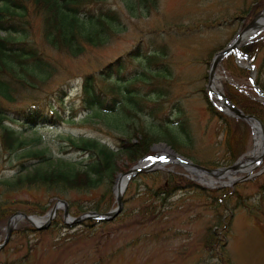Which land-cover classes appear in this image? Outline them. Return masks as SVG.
<instances>
[{
  "label": "rangeland",
  "instance_id": "obj_1",
  "mask_svg": "<svg viewBox=\"0 0 264 264\" xmlns=\"http://www.w3.org/2000/svg\"><path fill=\"white\" fill-rule=\"evenodd\" d=\"M105 2L119 12L121 27L117 34L110 37L104 45L86 47L76 56L59 54L47 48L54 66L50 77L44 82L36 83L35 89L22 90L15 101L7 104L10 108L22 106L31 101L29 98L27 101V97H24L29 95L38 99L40 105L46 101L50 109H58L63 114L64 120L54 125L43 124L30 128H24L15 120H5V123L12 126L21 138L29 140L36 137L37 141L9 152H1L0 179H12L20 168L17 162L25 158L23 156L27 147L44 148L50 161L42 162L40 165L47 167L49 163L54 165L58 157L82 162L86 159L85 154L79 150L73 149L61 153V148H68L65 144L67 136L92 137L110 147L116 145L118 141L116 134L120 133L121 129L117 130L113 126L106 125V119L98 112L94 110L85 112L80 107V84L86 72H95L106 60L132 47L139 38L147 49L156 51L158 59L164 62V73L151 76L162 82H168L165 83L166 87H163L166 92H162L160 97L154 92L149 93L151 100L149 103L161 104L168 116L181 112L188 121L190 135V142H186V137L175 128L186 145L176 150L166 142L165 138H160L149 145L150 155L159 153L158 146L166 144L165 146L168 145L167 147L176 154L213 168L227 165L217 163L221 162L224 145L228 141L232 143L233 148L239 145L244 148L234 160L248 156L253 149L251 124L219 110L220 99H216L212 94L208 97L224 118L220 120L216 116H209L203 94L206 93L207 70L211 56L238 32H242L241 28L251 18L264 12V0H157L155 8L149 11L141 5L133 4L130 0H105ZM244 9L249 11L245 13ZM262 32L264 27L238 46L252 43ZM263 51V48L259 50L260 56ZM233 59L236 64L243 67L247 66L241 64L250 62L247 54L246 57L233 56ZM140 66L143 67L144 64ZM249 69V75L254 78L253 66ZM215 74L217 76L215 81L223 92L221 82L229 77L225 76L220 61L215 68ZM15 85L12 83L10 86ZM58 85H63L65 89L61 100L55 98L56 94H60L59 91L52 93ZM140 86L141 90H146L145 86ZM258 98L264 100L259 94ZM172 102H176L179 109ZM71 108L76 109L75 115L70 117ZM144 109L146 107L140 109V120L141 117L148 118ZM124 126L126 127L125 124ZM223 128L225 131L222 130ZM151 169L179 172L181 176L206 188L237 186L246 202L250 204L256 203L259 197L256 193L257 184L264 183V156L261 157L260 163L253 169L250 177L237 179L225 185H221V182L227 180L223 177L215 178L217 181L207 184L198 178L197 173L175 161ZM151 169L144 171L149 172ZM257 170L259 172L254 174ZM124 171L117 172L110 179L108 192L112 199H107V209L115 204L113 188L118 173ZM141 171L143 170L137 172ZM242 175L246 173H237L238 177ZM163 182L162 178L153 181L144 178V183L151 187ZM1 184L0 200L6 202L5 205L10 213L14 210H38L42 204L46 207L44 212L38 214L35 211L32 214L39 218L45 217L43 214L57 198L48 197L42 190L24 187L6 189V185ZM138 188L139 186H132L127 189L125 185L122 196L124 191L129 195L122 202L118 214L110 221L94 223L90 228H84L83 224L78 222L65 223L62 219V207L57 208L52 217L59 222V226L53 227L44 237L32 232H19L18 229L25 222L31 226L27 220L20 218L0 247V264L16 259H19V262L10 264H264L263 214H249L240 206L234 208L229 230L225 237L220 236V242L225 238L224 245L221 248V244L220 246L217 244V250L214 248L208 252L202 245L204 228L215 220L212 209L208 203H205L207 198L197 197L193 192L181 194L177 190L172 195L173 202L170 205L161 206L155 202L149 211L142 212V207L150 202V198L143 195L141 186L140 189ZM102 190V187L89 192L71 190L68 196L77 198L81 201V205L89 207L106 197L107 192L103 197H97ZM89 210L94 209L87 208L83 212ZM88 218L93 219L87 217L82 220ZM216 230H219L218 226ZM4 234L5 220L0 222V242ZM31 245H34L33 249H30Z\"/></svg>",
  "mask_w": 264,
  "mask_h": 264
},
{
  "label": "trees",
  "instance_id": "obj_2",
  "mask_svg": "<svg viewBox=\"0 0 264 264\" xmlns=\"http://www.w3.org/2000/svg\"><path fill=\"white\" fill-rule=\"evenodd\" d=\"M130 1L137 6L141 5L146 11L155 8L157 3V0ZM248 11L249 9H244L245 13ZM119 23L118 10L105 0H0V154L2 151L9 152L37 141L36 137L29 140L21 138L5 120H15L24 128L43 124L54 125L64 120L58 109H50L46 101L40 105L38 99L29 95L24 97L31 101L22 106L10 108L7 105L15 101L22 90L35 89L36 83L44 82L50 77L54 66L47 48L59 54L76 56L86 47L102 46L107 43L110 37L120 30ZM239 48L247 54L249 63L254 68L255 84L264 89V51L261 56L259 54V50L264 49V32L252 43ZM233 56L234 54L229 51L220 59L223 72L229 77L222 80V90L243 112L254 114L264 125V100L258 98V93L249 80V68L236 64ZM142 63L143 67L140 66ZM164 69V62L158 59V53L147 49L139 38L132 47L106 60L95 72H86L80 84V107L85 112L89 110L98 112L106 119V125L121 129V132L116 134L118 139L116 145L110 147L92 137L67 136L65 144L68 148H61V153L79 150L85 154L86 159L82 162L58 157L54 165L49 163L47 167L40 165L42 162L50 161L44 148L27 147L23 156L25 158L17 162L20 165L17 173L11 180L0 179V184L6 185V189L33 188L42 190L48 197L64 198L71 215L81 213L87 208L96 211L107 210V199H112L108 192L110 179L117 172L124 171L135 159L148 154L151 143L165 138L166 142L177 150L186 145V142H190L188 121L181 112L168 116L161 104L149 103L150 92H154L157 97L166 92L163 87H166L165 83L168 82L152 77L164 73ZM149 77L152 78L148 79ZM12 83L16 85L10 86ZM140 85L145 86L146 90H141ZM54 90L52 93L60 92L55 98L61 100L62 93L65 92L63 85H58ZM203 97L209 116L223 119L224 115L214 108L206 93ZM172 103L179 109L176 102ZM145 107L144 112L148 118L141 117L140 120V109ZM75 109L71 108L70 117L75 115ZM175 128L186 137V142L182 141L180 133L176 132ZM222 130L225 131L224 128ZM243 150L242 145L233 148L232 143L227 141L221 162L215 163L229 164ZM29 159L31 160L28 161ZM144 178L152 181L162 178L164 182L151 187L144 183ZM132 186H139L138 189L141 186L143 195L150 198V202L142 207V212L149 211L155 202L161 206L170 205L173 202L172 195L177 190L181 194L193 192L197 197L207 198L205 203L212 209L215 220L204 228L202 245L208 252L214 248L217 250V244H221V248L224 245L225 238L220 242V236H226L233 209L237 206L243 207L249 214L264 215V183L257 184L256 193L259 197L256 203L252 204L246 202L237 186L206 188L176 171L151 169L149 172H135L129 177L126 188ZM98 187H102L103 190L97 197H103L107 192L106 197L89 207L81 205L77 198L68 196L71 190L89 192ZM128 195L129 193L124 191L122 202ZM5 204V201L0 200V222L10 213ZM45 209L46 207L41 204L38 210L25 212L37 211L39 214ZM107 221L110 220L88 218L80 223L83 224L82 227L90 228L94 223L101 224ZM55 226H59L55 219H51L49 225L41 229L29 226L25 222L18 231L32 232L44 237ZM217 226L219 230H216ZM33 248L34 245H31L30 249ZM15 261L19 262V259L3 264Z\"/></svg>",
  "mask_w": 264,
  "mask_h": 264
},
{
  "label": "water",
  "instance_id": "obj_3",
  "mask_svg": "<svg viewBox=\"0 0 264 264\" xmlns=\"http://www.w3.org/2000/svg\"><path fill=\"white\" fill-rule=\"evenodd\" d=\"M260 14H258L256 17L251 18L241 28L240 31H243V30H246V29H250V28H255V30L257 32L260 29H262L264 27V21L261 24H258L257 26L255 24V19ZM239 35H240V32H238L228 43H226L220 49L216 50L213 53V55L211 56V59H210V62H209V67H208V70H207V83H206V91H207V93H211L210 87H209V82H210L211 78L214 75L215 68H216V66H217L220 58L222 57V55L224 53L228 52V51H233V53L235 55H237V54H240L241 56L242 55H245L244 53L240 52L239 47H238V45L240 44ZM243 65L251 68L248 63L243 64ZM249 77H250V81L254 85V88L256 89V91L259 92L264 97V90L260 89L254 83L253 76L251 74L249 75ZM218 96L222 97L225 100V103H226V106H227V110L220 109L222 112H224V113H226L228 115H231L233 117L242 119L245 122H247L249 125H250V120L251 119H254L257 122L258 127H259V131H260V136H261L262 143H263V154H261V156H263L264 155V125H263V123L255 115L250 114V113L243 112L230 99H228V97H226L225 94L222 91L216 92L215 97H218ZM177 155L178 156H177L175 162H177V163H179V164H181V165H183L185 167L192 166V167H194L196 169L203 170V171H205V172H207L209 174H212V172L214 170H221L223 168H233V167H235L237 165V161H238V159H236L233 162H231L230 164H227L225 166H218V167L210 168V167H206V166L200 165L198 163H195V162L191 161L189 158L183 157L180 154H177ZM138 161H139V159L137 160L136 163L132 164L124 172L118 173L117 177L119 175H123V174L126 177H125V181H124L123 187L121 189H117L116 190V189L113 188V190H114V201H115V204H114L113 207H111V208H109V209H107L105 211H102V212H98V211H95V210H89V211L83 212V213H81L79 215L72 216V215H70L68 213V210H67V202L64 199L57 197L54 200V202L52 203V205L50 206V208L45 212V218L43 220H40L37 223H34L31 220L30 217L32 216V214L26 213V212H24L22 210H14L13 212H11L7 216V218L5 220V234H4V237H3L2 241L0 242V246H2L5 243V241L7 240V238L9 236L12 228L14 227V225L16 223L15 217H22V218H24L33 227H35L37 229L47 227L48 224H49V222H50V219L55 214L56 208H59V207H62V218H63V221L65 223H76V222H79L81 219H83L85 217H94V218H99V219H104V220H109V219L113 218L120 211V209L122 207V193H123V190H124V187H125V184H126V181L128 180V178L133 173H135L137 171H140V170H143L144 171V170H148V169H151V168L155 167L154 165H144V166H140V165L137 164ZM255 173H258V171L255 172ZM249 176L250 175H247L246 174V175H242L241 177H239L237 179L238 180L239 179H244V178H247ZM237 179L233 180L232 183L234 181H236ZM225 184L226 183H222L221 185H225Z\"/></svg>",
  "mask_w": 264,
  "mask_h": 264
},
{
  "label": "bare ground",
  "instance_id": "obj_4",
  "mask_svg": "<svg viewBox=\"0 0 264 264\" xmlns=\"http://www.w3.org/2000/svg\"><path fill=\"white\" fill-rule=\"evenodd\" d=\"M263 21H264V12L258 18L255 19L256 26L258 24H261ZM255 33H256L255 28L243 30L242 32H240L239 41L242 42L246 39L248 40V38L250 39V37L254 35ZM216 77L217 76L214 73L213 77L211 78L209 82L210 91L212 95L214 96L216 92L220 91V88L215 81ZM217 98L220 99V102H221V105L219 104L220 108L222 110H227L225 100L220 96L216 97V99ZM250 124H251L252 131H253V149L251 150L248 156L238 159L237 165L235 167L223 168L221 170H214L212 174H209L203 170L196 169L192 166H187V167L190 168L195 173H197L198 178H200L203 182L207 184H211L217 181L215 178H220V177L227 179L226 181L221 182V183H230L238 177L237 173H246L247 175H250L253 169L260 163L261 157H263L261 156V154H263V143H262V139L260 136L258 124L254 119L250 120ZM158 147L160 148L159 153L155 155L145 156L141 158L137 164L140 166H144V165L163 166L164 164L168 162H172L176 160L178 155L173 150H171L169 147L165 145H160ZM125 177L126 176L124 174L118 176L114 189L117 190L123 187ZM20 218L21 217H15V220L18 221ZM30 218L34 223H37L40 220H42L44 217L39 218V217L32 215Z\"/></svg>",
  "mask_w": 264,
  "mask_h": 264
}]
</instances>
